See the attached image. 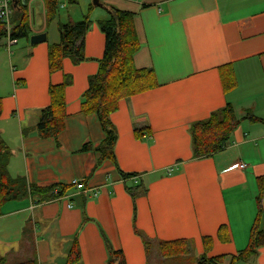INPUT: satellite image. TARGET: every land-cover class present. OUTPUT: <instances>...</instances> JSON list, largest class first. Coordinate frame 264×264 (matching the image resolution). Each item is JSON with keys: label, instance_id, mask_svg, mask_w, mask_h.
<instances>
[{"label": "crops", "instance_id": "0c3cea01", "mask_svg": "<svg viewBox=\"0 0 264 264\" xmlns=\"http://www.w3.org/2000/svg\"><path fill=\"white\" fill-rule=\"evenodd\" d=\"M61 3L51 23L43 0L26 10L29 38L45 34V42L11 44L9 37L0 42V135L11 151L12 177L40 187L80 181L85 189L73 186L44 203L30 198L5 203L0 259L63 264L76 237L80 264L107 263L104 238L126 264H155L162 258L155 241L175 240L187 241L195 264L202 256L223 257L222 264H229L249 243L257 179L264 177V125L243 119L264 121V0H99V6L77 0L70 8ZM110 8L134 14L139 42L134 66L151 69L158 84L122 100L110 117L116 163L123 173L135 174L129 179L121 178L111 161L99 162L98 153L81 151L104 139L97 117L84 115L80 104L103 57L105 36L98 22L107 20ZM84 16L90 22L84 61L65 58L61 70L50 74L48 47L59 43L58 23ZM225 65L232 66L236 81L228 93L219 73ZM65 76L72 82L64 91L63 131L56 139H41L35 130L38 112L49 105L48 87L62 84ZM227 103L241 119L228 144L211 157L194 159L190 125ZM138 183L146 191L136 199L134 216L127 189ZM260 204L264 232V192ZM135 228L154 252L149 245L145 250ZM203 238L211 239L208 252ZM236 264H264V247Z\"/></svg>", "mask_w": 264, "mask_h": 264}, {"label": "trees", "instance_id": "16d2710c", "mask_svg": "<svg viewBox=\"0 0 264 264\" xmlns=\"http://www.w3.org/2000/svg\"><path fill=\"white\" fill-rule=\"evenodd\" d=\"M69 5H76L77 0H65ZM62 0H43L46 22L51 23L57 16ZM107 20L98 22V28L105 36L104 53L99 60V68L95 75L88 78L87 90L81 97V112L84 115L94 114L97 117L100 128L104 134L102 142L93 147L91 144H84L82 152H95L99 154V162L111 161L121 178L129 179L135 174L123 173L119 170L114 154V147L117 140L115 127L111 123L110 117L119 108L122 100L129 99L135 95L150 91L158 86L154 72L151 69H137L134 66L133 58L139 50L134 14L119 11L113 8L106 9ZM11 28L9 35L5 27L0 23V42L9 37L10 40H28L30 30L26 18V7L18 0L17 6L13 8L10 20ZM88 16H84L77 22L58 23L59 43L48 47L47 61L50 74L58 72L62 68L65 58L70 59L74 64L84 61V37L89 29ZM221 83L225 93H228L236 86L235 76L231 65L219 68ZM72 79L65 76L62 84L48 87L49 105L38 112V120L35 126L38 136L41 139L54 138L63 131L64 119L66 116L65 96L66 87L70 86ZM1 113V106H0ZM244 120L260 123L264 121L252 115H247ZM238 119L230 103H227L219 110L210 114L203 120L190 125L192 152L194 159L211 157L221 152L228 144L233 131L239 125ZM25 133L23 132V135ZM138 137L139 133H135ZM11 158V151L0 135V215L3 205L10 201H17L24 198L35 199V203H44L61 197L73 185L56 184L49 187H40L29 184L24 177H12L8 171V164ZM258 195L255 198L257 213L249 234L247 247L232 256L229 264L247 261L255 256L258 249L264 247V232L259 231L262 208L261 198L264 192V177L257 179ZM55 190H57L55 192ZM141 184H136L133 188H128L133 201L134 216L136 213V199L145 193ZM135 233L141 237L146 246L150 244L135 228ZM218 237H222L219 230ZM108 259L106 264H126L121 251L111 248L109 242L104 238ZM158 245L159 253L164 259H171L188 254L186 240L175 241H155ZM205 252L211 248V239L203 238ZM204 264H222L223 257L207 259L200 258ZM0 264H5V260L0 259ZM15 264H38L34 258L17 262ZM63 264H80V254L76 237H73L71 248L69 249Z\"/></svg>", "mask_w": 264, "mask_h": 264}, {"label": "built area", "instance_id": "2783aa9c", "mask_svg": "<svg viewBox=\"0 0 264 264\" xmlns=\"http://www.w3.org/2000/svg\"><path fill=\"white\" fill-rule=\"evenodd\" d=\"M20 1L22 3V0H20ZM35 1H37V0H26L25 4H23L26 7V10H27V8H29V10L32 11L31 7ZM12 12H13L12 0H0V23H2L4 25L5 30H6L8 35H9V30L11 28L10 20L12 17ZM15 42L16 41H14V40H10L11 44H13ZM238 167L240 169H242L244 166L242 164H240ZM71 185H73L74 187H76L79 190L85 189L83 183L80 181H73L71 183ZM94 196L96 197V194H94Z\"/></svg>", "mask_w": 264, "mask_h": 264}, {"label": "rangeland", "instance_id": "374dc122", "mask_svg": "<svg viewBox=\"0 0 264 264\" xmlns=\"http://www.w3.org/2000/svg\"><path fill=\"white\" fill-rule=\"evenodd\" d=\"M34 6H35V4H33V7ZM67 6H68V8H70V5L68 3H67ZM78 8L79 7H77V10H78ZM23 42H24V39L19 40V43H23ZM149 248H150L151 252H154L155 246L153 244L149 245ZM156 248L158 249V245L156 246ZM152 255H153V253H152ZM188 255H189V248H188V254L187 255H182L180 257H175V258L166 259V260L159 257L158 259H156L155 264H195V260H192L191 256H188ZM159 256H160V254H159Z\"/></svg>", "mask_w": 264, "mask_h": 264}, {"label": "water", "instance_id": "95a60500", "mask_svg": "<svg viewBox=\"0 0 264 264\" xmlns=\"http://www.w3.org/2000/svg\"><path fill=\"white\" fill-rule=\"evenodd\" d=\"M25 1L26 0H22V4H25ZM17 3H18V0H12L13 8H15L17 6ZM92 4L94 6H99L100 5L99 0H92ZM45 40H46V35L45 34L34 35V36H31L29 38V42H30L31 45H36V44L45 42ZM201 264H204V262L202 261ZM207 264H209V263H207Z\"/></svg>", "mask_w": 264, "mask_h": 264}]
</instances>
